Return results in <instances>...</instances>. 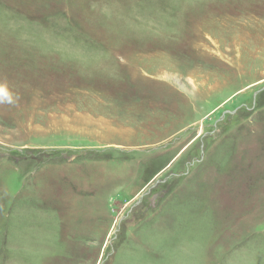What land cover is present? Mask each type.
<instances>
[{"label":"rangeland","instance_id":"obj_1","mask_svg":"<svg viewBox=\"0 0 264 264\" xmlns=\"http://www.w3.org/2000/svg\"><path fill=\"white\" fill-rule=\"evenodd\" d=\"M0 264H264V0H0Z\"/></svg>","mask_w":264,"mask_h":264},{"label":"clouds","instance_id":"obj_2","mask_svg":"<svg viewBox=\"0 0 264 264\" xmlns=\"http://www.w3.org/2000/svg\"><path fill=\"white\" fill-rule=\"evenodd\" d=\"M0 92H3V98L4 99H8L9 102H10V97H9L8 93L7 92H4L3 89H0Z\"/></svg>","mask_w":264,"mask_h":264}]
</instances>
